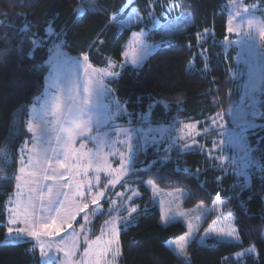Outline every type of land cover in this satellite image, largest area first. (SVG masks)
<instances>
[{"label":"trees","instance_id":"trees-1","mask_svg":"<svg viewBox=\"0 0 264 264\" xmlns=\"http://www.w3.org/2000/svg\"><path fill=\"white\" fill-rule=\"evenodd\" d=\"M151 1L99 0L95 11L81 15L80 0H0V154L4 145L9 150L4 161L0 155V264H41L33 242L4 240L5 206L16 190L19 149L31 140L29 108L33 98L43 94L49 72L54 38L48 39L47 28L61 33L60 41L70 56L87 55L91 64L103 66L107 55L121 60L132 33L152 24ZM232 1L156 0L153 5L161 20L185 12L192 24L171 36L169 44L151 54L142 67L127 66L116 80L109 81L128 113L137 117L150 112L155 126L178 120L193 123L209 139L217 135L215 124L230 123L229 111L239 98L231 69L233 55L226 54V41L232 38L227 32L228 3ZM245 3L264 5V0ZM261 107V124L247 137L257 159L264 156V94ZM204 144L209 149L212 146L207 139ZM207 151L197 146L184 152L174 148L164 163V151L148 149L137 157L131 177L139 192L133 202L138 211L120 233L121 264H188L166 244L185 233L184 224L163 226L159 221L157 203L177 188L187 191L185 208L202 203L210 209L188 247L189 264H264V180L260 172L252 176L249 186ZM107 218V211L96 216L88 241L100 235ZM232 227L240 243L219 234ZM252 246L256 257L247 254Z\"/></svg>","mask_w":264,"mask_h":264},{"label":"rangeland","instance_id":"rangeland-1","mask_svg":"<svg viewBox=\"0 0 264 264\" xmlns=\"http://www.w3.org/2000/svg\"><path fill=\"white\" fill-rule=\"evenodd\" d=\"M98 1L99 0H80L79 10L82 5L87 8L95 9ZM131 1L132 0H130V2ZM155 2L156 0L151 1L152 12L150 13V18L152 19V24L148 29L142 28L132 33L123 46L121 60L116 59L114 55H107L103 66H96L91 64L89 60L87 61L93 68L107 69L117 73V75L101 77L99 74L91 73V70H89L92 79L103 80L102 94L97 97L96 94L93 93L90 98L92 106H94L93 119L95 121L93 124V132L90 133V136H95L99 139L94 143L89 139L76 138L75 147L79 148V145L83 143L85 145L83 149L84 152H103L107 156L108 162L111 164L112 168L118 169L120 167L121 155H112V153H122L124 157H127L129 155V148L128 144L124 143V141H130L133 163L128 166L127 174L120 177L116 184H107V186H105L110 177L105 172L99 173L100 184L93 188V193L99 188L105 192V197L108 199H102L98 208L96 205H90L87 212H81L77 215L76 220L72 222L71 228L65 227L58 235H48L43 232V229H40L43 234L39 237H29L24 234L17 235L15 231L16 228L23 227L26 231L29 229V224L23 222H18L17 224L11 223L12 217L10 215V209L15 207L14 201L17 188L6 202L5 213L7 232L4 242H33L34 247L39 252L41 264H58L59 259H64V253L58 252L56 250V245H60L61 247L67 245L70 247L73 242V237L76 238V247L71 254V264H89V261H92L94 257L101 259V264H105V262L106 264H121L120 235L119 254L113 256L112 252L108 251L105 252L102 257L100 256V252L104 248L103 242L99 245H93L92 253L88 257L84 256V252L87 248L85 237L88 238L96 216L104 213V211H107L108 218L103 222L102 230L106 229L105 222L113 218H116L117 224L121 229L126 228L124 227L126 223L128 226L130 225L132 216L138 211V206L134 205L133 202L139 196L135 183L136 179L132 178L131 175L133 174V168L137 157L148 149H154L156 152H165V150H167V153L170 155L174 148H178L181 152H184L189 147L195 146L207 148L210 157L216 159L218 163L225 166L228 170H232L238 177L243 178L247 184L251 183L252 176L259 172L253 171L250 176V181L240 174L241 170H243V161L240 159L243 153L232 146L229 134L234 129L240 131L244 129L245 125H252L247 129L246 135L248 137L252 130L260 126V120L263 117L261 96L264 94V79H261L259 74L264 72V5L259 3L248 5L245 3V0H234L228 3V27H231L232 31L227 32L232 38L226 41V54L227 57H229L230 54L233 55L231 69L233 77L238 83L237 90L239 98L229 111L230 123L226 124L224 121H220L218 124H215L214 128L216 130L218 129L217 135L209 139L207 134H205L206 132H200L198 130V125L193 123H183L178 120L168 126H155L150 121V112L140 114L137 117L131 115L129 118V113L117 99L115 90L108 85L109 81L116 80L127 66L134 68L142 67L151 54L169 44L171 36L184 32L192 24L190 14L185 12H182L181 16L175 19H168L166 21L161 20L160 16L156 14L153 5ZM164 16L168 17L167 15ZM156 33H160L161 37H157ZM151 36L153 39H149ZM48 37V39L51 38L49 35ZM62 53H66L69 57H73L64 50L63 46L59 48V51H54L51 45L48 60L49 72L52 70L50 62H57ZM125 53H127V55H125ZM76 58L81 64H85L83 56ZM133 60L136 61L135 64L132 63ZM249 70H252L256 74L255 90L249 87ZM49 72L46 76L45 87L51 83V81L48 80ZM83 74V69H81V75L83 76ZM117 102L123 109V115H118L114 111V104ZM33 103L35 104V110H33L32 104L29 108L27 120V128L29 124H31L33 131L30 132L31 140L25 141L19 149L18 177L28 179L27 175L22 174L19 169L25 167L26 172L32 171L33 168L29 166V161H32L36 170V176L32 179L36 180L38 184L44 187H52L53 198L58 191L68 193L70 196V203L66 206V212L61 213L59 217V221H63L71 211H74L71 201H75L76 203H88L91 196L86 194V197L81 200L71 195L73 189L63 188L61 190L57 188L59 184L71 183V177L67 181L42 180V176L46 172L52 173L55 171L57 174L60 172L67 174V165L74 164L76 161L70 160L65 162L63 147L58 145L54 139H52L50 145L47 146L48 159L42 160L44 149L38 137L41 133V108L43 101H34ZM220 124H223V126L218 127ZM54 135L55 134H53V136ZM200 137L202 141L198 140ZM205 139L211 141L212 146L210 149L204 144ZM221 141L224 143H220ZM185 144L189 146L187 149L182 147V145ZM221 148L227 149L223 156L220 155ZM21 149H23L22 152ZM8 153V146L4 145L0 154L3 161L8 156ZM218 156L220 157L219 159H217ZM233 156L237 158L235 165H233L231 159H225V157L231 158ZM61 162L66 164L65 168L59 167ZM86 163V161L81 160L80 166L84 167ZM96 175L94 170H90L87 178L94 181ZM75 179L79 181L83 180L84 177L83 175H77ZM21 182V180L17 179V183ZM24 195L25 197L28 195L34 197L36 217L40 220L47 218V222L50 224L51 218H54V214L43 211L41 207L43 206L46 208L48 205L49 197L47 194L39 190L29 193L25 189ZM41 195L44 197L43 200L40 199ZM186 196V190L182 188L173 189L169 191V197L167 199L157 203V207L160 212L159 221L163 226H167L174 222H181L184 224L186 228L185 233L177 238L170 239L166 244L180 260L189 264L188 247L195 239L200 227L208 217L210 209L202 203L191 208H185L184 201ZM109 199L112 202H109ZM133 208L136 209L135 212L132 211ZM85 216H87V222L83 219ZM80 218L81 220L78 221ZM10 228L12 229L11 232L9 231ZM50 231L51 229L49 228V232ZM101 234L102 231L100 235ZM181 237L187 239L184 251H181L177 246ZM103 239H108L106 232ZM49 244H53L51 249L46 247ZM42 246H44L43 253L41 252ZM249 249H252V251H249ZM249 249L247 250V254L256 257V248L252 246Z\"/></svg>","mask_w":264,"mask_h":264},{"label":"snow or ice","instance_id":"snow-or-ice-1","mask_svg":"<svg viewBox=\"0 0 264 264\" xmlns=\"http://www.w3.org/2000/svg\"><path fill=\"white\" fill-rule=\"evenodd\" d=\"M81 15L86 12L95 11V9L87 8L85 6H81L79 10ZM24 31L27 32L28 28L25 27ZM228 32H231V27L227 28ZM47 34L50 37H53L52 49L54 51H59V48L63 46L60 41L61 33L56 31L54 28L49 26L47 28ZM32 43H35L33 40ZM33 53L30 52V55ZM127 55V53H125ZM89 57L87 55L83 56V61L85 64H81V62L76 57H69L66 53L60 54V58L57 62H50L51 71L49 72L48 80L51 81L43 91L42 95L35 96L34 101H43L41 108V133L38 137L40 140L41 146L44 149V154L42 160L48 159L47 156V146L50 145L52 139L58 145L63 147L64 151V161L75 160L74 164L67 165V174L64 172H60L59 174L53 171L52 173H45L42 176L43 181H57L64 180L67 181L72 179L71 183L68 184H59L57 185L58 189L69 188L73 189L71 195L80 198L83 200L87 195L91 196V199L88 203H76L75 201H71L74 207V211H71L67 218L63 221H59V217L61 213L66 212V206L70 203V196L68 193L63 191H58L56 196L53 198V188L52 187H44L37 183L36 180L32 179L36 176L35 165L32 164V161H29V166L33 168L32 171L26 172L25 167H21L19 171L22 174L27 175L28 179H23L22 177H17L18 180H21V183L16 184L17 192L15 198V207L10 209V215L12 217L11 223L17 224L18 222H23L29 224V229L26 231L25 228L20 227L16 228L15 231L17 235L24 234L29 237H39L43 233L40 229H43L44 233L48 235H58L65 227L71 228L72 222L76 220L77 215L81 212H87L90 205H96L97 208L100 205V201L102 199H108L105 197V192L97 188L96 192L93 193V188L100 184V175L99 173L105 172L110 177L107 184H116L119 181V178L127 174V168L129 165H132V152H131V143L130 141H124V143L128 144L129 155L124 157L122 153H112V155H121L120 167L118 169L112 168L111 164L108 162L107 156L101 151L95 152H84L83 149L85 145L81 143L79 148L75 147L76 139L68 142L61 137L60 133V121L61 119H67L73 115L79 113H85L88 115L89 119L92 121L91 127L87 129L86 132L82 133L78 138L89 139L92 142H96L99 138L95 136H90V133L93 132V112L94 106H92L91 96L93 93L99 97L102 93L103 80L102 79H92L91 73H97L101 77L103 76H116L117 73L111 72L107 69H97L93 68L90 63H87ZM133 64L136 63L135 60L132 61ZM81 69H83V76L81 75ZM91 70V73L89 72ZM261 79H264V72L260 74ZM249 76V87L255 90L256 88V74L252 71H248ZM87 94V95H85ZM151 107V105L149 106ZM33 110H35V104L32 105ZM114 111L118 115H123V109L120 107L119 103L114 104ZM220 114L217 113V116ZM129 118L131 114H128ZM223 118L221 117V120ZM223 126V124L218 125V127ZM252 125H245L244 129L240 131H236L235 129L229 134L231 137V144L234 148L238 149L239 152L243 153V156L240 158L243 161V170H241L240 174L250 181V176L253 171L260 172V179L264 180V156L260 159L255 158L252 153L254 151L253 148L249 146L247 139V129ZM239 127V126H237ZM29 132L33 131L31 124H29L28 129ZM53 134H55L53 136ZM220 143H224L221 141ZM183 148L187 149L188 145H182ZM227 149L221 148L220 155L223 156ZM23 149H21V152ZM54 154L55 151L53 150ZM220 157L218 156L217 159ZM171 157L167 154V150H165V154L161 157V163L170 160ZM225 159H231L233 165L236 164V156L231 158L225 157ZM81 160L86 161V166L81 167ZM22 162V161H21ZM60 168H65L66 164L61 162L59 165ZM90 170H94L97 174L94 177V181L87 178L88 172ZM77 175H83L84 179L77 181L75 177ZM250 186V183H249ZM27 190L29 193L41 191L47 194L49 197L48 205L46 208L42 207L43 211L50 212V214H54V218H51V223L47 222V218L40 220L35 215L36 205L34 203V197L28 195L25 197L24 190ZM40 199L43 200V195L40 196ZM109 202H112L109 199ZM243 203V202H242ZM133 212L136 211L135 208L132 209ZM83 219L87 222V216L83 217ZM106 229L102 230L101 236H97L95 240L88 242L87 237H85L86 241V251L84 252V256L88 257L92 253V246L99 245L101 242L104 244L103 250L100 252V256L102 257L105 252L111 251L113 256L119 254V235L121 232V228L117 224L116 218H113L110 221H106ZM124 227H128L126 223ZM49 228L51 231L49 232ZM11 232L12 229L10 228ZM210 231H212L210 229ZM107 233L108 239L104 240L103 236ZM220 235L226 236L230 239L235 240L237 243H240L239 235L237 230L232 227L228 231H221ZM75 237H73V242L71 246L65 245L61 247L60 245H56V250L58 252L64 253V259H59L58 264H71V254L74 251ZM187 244V239L185 237L180 238V242L178 243V247L181 251H184L185 246ZM48 249L53 247V244H49L46 246ZM252 251V249H249ZM41 252H44V246L41 247ZM89 264H101V259L94 257L92 261H89ZM106 264V262H105Z\"/></svg>","mask_w":264,"mask_h":264},{"label":"clouds","instance_id":"clouds-1","mask_svg":"<svg viewBox=\"0 0 264 264\" xmlns=\"http://www.w3.org/2000/svg\"><path fill=\"white\" fill-rule=\"evenodd\" d=\"M92 121L85 113L73 115L60 121V133L62 139L71 142L91 127Z\"/></svg>","mask_w":264,"mask_h":264},{"label":"crops","instance_id":"crops-1","mask_svg":"<svg viewBox=\"0 0 264 264\" xmlns=\"http://www.w3.org/2000/svg\"><path fill=\"white\" fill-rule=\"evenodd\" d=\"M132 1H133V0H132ZM132 1H131V2H132ZM131 2H130V3H131ZM130 3H129V4H130ZM129 4H128V5H129ZM128 5H127V6H128ZM99 236H101V235H99ZM94 240H95V239H94Z\"/></svg>","mask_w":264,"mask_h":264}]
</instances>
